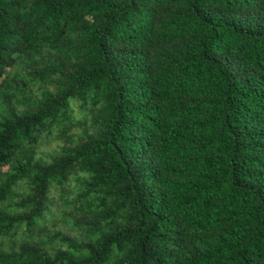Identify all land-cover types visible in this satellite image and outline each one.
<instances>
[{
  "label": "trees",
  "instance_id": "1",
  "mask_svg": "<svg viewBox=\"0 0 264 264\" xmlns=\"http://www.w3.org/2000/svg\"><path fill=\"white\" fill-rule=\"evenodd\" d=\"M0 264H264V0H0Z\"/></svg>",
  "mask_w": 264,
  "mask_h": 264
},
{
  "label": "rangeland",
  "instance_id": "2",
  "mask_svg": "<svg viewBox=\"0 0 264 264\" xmlns=\"http://www.w3.org/2000/svg\"><path fill=\"white\" fill-rule=\"evenodd\" d=\"M74 107H76L74 110L75 115L80 116V114L82 113V110H80L81 108L78 107L77 103L74 104ZM54 147H55V141L49 140V141L43 142L40 145L39 150H40V152H42L46 155V154L50 153Z\"/></svg>",
  "mask_w": 264,
  "mask_h": 264
}]
</instances>
